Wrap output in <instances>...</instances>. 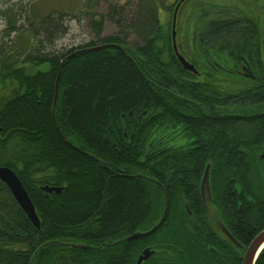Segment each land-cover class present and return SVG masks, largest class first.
<instances>
[{
	"label": "trees",
	"instance_id": "16d2710c",
	"mask_svg": "<svg viewBox=\"0 0 264 264\" xmlns=\"http://www.w3.org/2000/svg\"><path fill=\"white\" fill-rule=\"evenodd\" d=\"M65 17L61 14L56 19L51 16L41 20V29L37 32L40 45L30 48L25 56L21 53L10 59V56L5 57L0 66V83L5 85L10 80L9 84L14 85L13 96L0 103V166L11 167L18 174L40 220L49 219L50 222L45 223L47 227H61L63 242L90 243L85 237L86 229L76 228L91 217H101L102 228L106 231L123 223L131 230L149 229L153 207L154 212L160 214L166 200L162 190L153 195L150 188L155 184L169 185L172 170L184 169L186 161L182 155H188L191 160L203 154L202 162L191 163L195 166L210 163V180L214 172L219 171L224 187L231 184L232 177L236 176L234 172L238 170L241 185L252 182L255 193L263 194L264 116L247 118V115L250 110L264 112V96L239 92L235 106L231 102L223 103L225 114L227 109H233L239 117L223 118L217 130L203 129L199 122L209 121L202 119V106L209 105V101L216 105L214 81H195L187 76L174 57L175 63L162 60L156 44H171L172 40L171 33L163 34L162 29L156 38L149 35L152 26L161 27L158 17H146L139 12L126 17L121 26L134 28L133 34L121 32L100 37L99 31L97 40L65 53L41 50L47 42L46 37L55 36L56 39V35L68 31V26L60 24L64 23ZM104 20L105 17L97 21L100 30ZM118 21L122 23V18ZM262 24L264 26V22ZM262 24L259 18L252 16L213 18L205 24L201 38L222 43V58H251L250 51L256 48L254 44L264 41V30H260ZM10 28L20 29L16 20L11 19ZM129 34L144 43L137 50L126 48L135 62L113 46L88 50L97 45L125 43L130 39ZM251 43L253 46L249 45ZM77 48L82 49L76 56L69 57ZM64 62L54 109L57 78ZM29 64L45 65L46 70L28 72ZM176 64L179 66H174ZM256 85L254 89L264 90V76ZM245 88V91L253 90L247 85ZM130 111L142 116L146 111L148 124L154 116V128L161 134L166 135L171 126H193L206 141H191L187 146L171 145V141L153 143L146 141L151 137L149 125L141 130L143 141H108L112 138L111 132L122 133L123 114ZM130 122L126 120V124ZM139 151L141 181L115 177L98 165L97 160L94 162L87 157L92 155L116 171L126 164L128 173L133 174ZM123 155L128 157L123 159ZM172 155H176V160L171 159ZM46 185L61 187L62 191L46 194L43 190ZM170 206L168 199V210ZM11 219L16 222L9 221ZM39 233L9 187L0 180V264H29L31 259L32 264H41L40 256H44L45 264H57L56 257L49 259L44 252L33 258L35 252L27 256L11 247V243L23 245L25 236H36L32 244ZM52 234L54 238L55 232ZM67 251L64 247L61 264L92 261L84 254L75 256L74 252ZM242 260L243 256L239 254V264ZM256 264H264V250Z\"/></svg>",
	"mask_w": 264,
	"mask_h": 264
},
{
	"label": "flooded vegetation",
	"instance_id": "af4514ba",
	"mask_svg": "<svg viewBox=\"0 0 264 264\" xmlns=\"http://www.w3.org/2000/svg\"><path fill=\"white\" fill-rule=\"evenodd\" d=\"M122 1L124 4L110 5V9L103 17L108 19L119 17L118 19L122 18L125 22L126 17L139 12L146 17L156 16L160 20L161 27H151L149 35H151L152 39L156 38V36L158 37L161 29L163 34L168 33L164 32L162 15L172 11V25L171 31H169L171 33V44L168 42H157L156 46L162 60L175 63L173 61L174 57L184 68L174 49L172 38L173 20L178 8L177 16L179 17L176 23V33L182 35L181 39H179L180 36H177L179 54L193 64L197 71L193 72L184 68L186 74L193 77L195 81L202 83L214 81L216 88L214 98L216 105L209 101V105L204 104L202 106V119L209 121L199 122L203 129L211 130L215 128L217 130L220 120L223 118L239 117V114L234 113L233 109H227V114L223 112L224 101L225 103L231 102L235 106L239 92H247L246 94L251 96H264V90L254 89L257 86V81L259 79L261 81L264 76V41L254 44L256 48L250 51L251 58H245L244 56L241 58L239 56L222 58V43L203 41L201 38L206 25L202 22L204 25L197 26L199 29L194 27L192 23L190 25L191 8L184 5L187 0H174L173 2H170V0ZM236 1L241 5V7L236 6V12L244 15L247 13V16L259 18L261 24L264 22V0H250L252 2L248 0ZM250 3L253 4L250 5ZM82 12L84 13L85 11ZM180 17L182 19V22H180L181 28L179 27ZM123 27L117 33L133 34L136 32L134 28L129 26ZM260 30H264L263 24ZM187 33H190L191 36L187 35ZM132 38H135V40H131ZM186 40H188V43L184 42ZM105 45H112V48L116 49H118L116 45L122 46L127 54L121 49L118 50L122 51L129 60L135 62L126 48L137 50L144 46V43L133 35L125 43ZM234 45L237 46V44ZM249 45L253 46V43ZM80 49L82 48H77L75 52H79ZM259 55L261 57H258ZM174 66L179 65L176 64ZM153 85L154 89H156V84L154 83ZM246 85L253 88V90L245 91ZM170 108L172 109V107ZM256 115L264 116V112L253 113L250 110L247 118H253ZM146 116V111L143 116L134 111L123 114L124 118L122 117V120L125 121V124H123L122 133L113 132L112 134L111 132L110 137L112 138H108V141H143L141 130L146 125L151 127V131L148 134L151 137L146 141H153V143L154 141H184L182 145L187 146L191 141H206L203 134L197 132L193 126H171V128H168L166 135L161 134L156 127L154 128V116L152 117L153 121L149 124L146 123ZM127 119L131 121L129 124H126ZM73 147L77 150L79 149L76 145H73ZM84 155L86 156L87 154ZM182 156L186 161L183 164L184 169L172 170L168 179L169 185L160 187L155 184L154 187L150 188L153 195L159 189L162 190L164 192L163 197L166 200L160 214L154 212L153 207V217L149 229L144 231L140 228L131 230L128 224L123 223L106 231L102 228L101 217H91L83 220L80 223L81 227L76 228V230L86 229L87 235L85 237L89 239L88 242L91 244L73 241L63 242L61 227H56L55 229L47 227L45 223L50 222V220L43 219L41 220V227L38 228L40 233L38 239H36L37 241L31 244L32 239L36 236H33V238L25 236L23 245L11 243V247L27 256L35 252L33 258L44 252L49 259L56 257L57 264L62 263L64 247L65 250H69L67 252H74L75 256L84 254L85 258L92 259L88 264H239V254L244 258L253 240L264 231V192L262 195L256 194V188L252 182H247L246 186L241 185L239 180L241 172L238 170L234 172L236 176L232 177L231 184H227L228 186L226 187L223 186L225 183L221 180L219 171H215L214 175L211 176V180L209 176V186L206 185L203 190L202 182L210 163L204 165L198 163L196 166L191 163L192 161L202 162L203 154L191 160H189L188 155ZM87 157L94 162L97 160L96 163L98 165L108 169L115 177L132 180L134 178L136 181H141L140 151L138 153V163L135 164L133 174L128 173L126 164L121 165L119 171H116L104 165L102 161L94 159L92 155H87ZM127 157V155L122 156L123 159ZM261 157L264 159V155H261ZM171 159L176 160V155H172ZM124 163H126L125 160ZM191 166L195 169L190 168ZM154 183L156 182L154 181ZM45 187L53 188L56 186L46 185L43 186V190L46 194L57 193L56 191L48 192ZM168 199L171 202L170 210H168ZM155 200H157V196H155ZM153 205H156L154 201ZM9 221L16 222V219ZM155 227L158 228L154 230ZM53 230L56 234L54 238ZM147 232L149 233L145 236L134 237L137 233ZM75 249L88 250L89 252L73 251ZM148 249L150 250L149 256L143 258ZM39 258L41 264H45L44 256ZM32 262L33 259H31L29 264H32Z\"/></svg>",
	"mask_w": 264,
	"mask_h": 264
},
{
	"label": "rangeland",
	"instance_id": "374dc122",
	"mask_svg": "<svg viewBox=\"0 0 264 264\" xmlns=\"http://www.w3.org/2000/svg\"><path fill=\"white\" fill-rule=\"evenodd\" d=\"M173 1L170 0V2ZM185 3L184 5L191 8L190 25L192 23L197 29H199L197 26L208 24L213 18L249 17L247 13L244 15L236 12V6L241 7L236 0H187ZM117 4L124 3L122 0H0V66L1 60H4L5 57L10 56V59L12 56L21 53L25 56L29 53L30 48H37L40 45L37 32L41 29V20L51 16L55 19L61 17V14L63 17L66 16L64 23L60 24L68 26V31L63 35H56V39L55 36L46 37L47 42L41 47V50L45 52L65 53L73 47L97 40L99 31H101L100 37L116 34L122 24L125 23L124 20L119 23V17L105 18L101 30L97 21H100L103 15L108 12L110 5L115 6ZM128 12L130 11L128 10ZM161 15L162 13L160 17ZM162 16L164 32L171 31L172 11L164 13ZM10 19L16 20L19 30L14 31V28L13 30L10 28ZM180 22H182L181 17L179 19V27L181 28ZM180 30L182 31V29ZM187 35L191 36L190 33ZM177 36H180L179 39H181L182 35L177 34ZM128 37L131 38L133 35L129 34ZM131 40L134 41L135 38ZM188 40L184 42L188 43ZM27 67L28 72H36L39 69L46 70L45 65L29 64ZM9 81L5 84L6 86L0 83V103L11 98L14 94V85H10ZM183 143L184 141H171V144L174 145Z\"/></svg>",
	"mask_w": 264,
	"mask_h": 264
},
{
	"label": "water",
	"instance_id": "95a60500",
	"mask_svg": "<svg viewBox=\"0 0 264 264\" xmlns=\"http://www.w3.org/2000/svg\"><path fill=\"white\" fill-rule=\"evenodd\" d=\"M177 14H178V8L176 9V12L174 15V20H173L172 38H173V42H174V49L177 52L179 60L182 63V65L184 66V68L189 70V71L197 72L195 69V66L193 64H191L188 60H186V58L184 56L179 54V50H178V46H177V33H176V23H177V19H178ZM108 46H112V45H105V44L99 45V46L89 48L88 50L89 51H98V50H101L104 47H108ZM116 47L118 49H121L125 54H127V52L122 48V46L116 45ZM76 53H78V52H74V53L70 54L69 57L75 56ZM64 65H65V62L62 63L59 74H58V78H57L56 90H55V99H54V109H56V105H57V101H58L59 81H60V78L62 75V70H63ZM58 128H59V126H58ZM209 176H210V165L206 169L205 176H204V179L202 182L203 190H204L206 185L209 186ZM0 180L3 181L9 187V189L12 192L13 196L15 197L17 203L21 206V208L27 214V216L32 221V223L36 227L40 228L41 220H40V217L37 213L36 206H35L32 198L30 197L26 187L24 186L23 182L21 181V179L17 175V173L10 167L0 166ZM45 190L48 192L56 191L57 193H60L62 188L61 187H53V188L45 187ZM157 228L158 227H155L154 230ZM148 233L149 232L137 233L134 237L145 236ZM263 250H264V231H262L253 240V242L249 246V248H248V250H247V252L243 258L242 264H256L260 254ZM149 252H150L149 249L146 250V252H145L146 255H144L143 258H147L149 256Z\"/></svg>",
	"mask_w": 264,
	"mask_h": 264
}]
</instances>
